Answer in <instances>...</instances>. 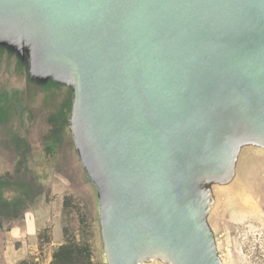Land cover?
Here are the masks:
<instances>
[{"label":"water","instance_id":"obj_1","mask_svg":"<svg viewBox=\"0 0 264 264\" xmlns=\"http://www.w3.org/2000/svg\"><path fill=\"white\" fill-rule=\"evenodd\" d=\"M0 15L31 27L42 67L78 71L115 264L145 234L208 264L188 182L226 108L264 133V0H0Z\"/></svg>","mask_w":264,"mask_h":264},{"label":"rangeland","instance_id":"obj_2","mask_svg":"<svg viewBox=\"0 0 264 264\" xmlns=\"http://www.w3.org/2000/svg\"><path fill=\"white\" fill-rule=\"evenodd\" d=\"M35 35L22 17H0V264H115L112 187L80 132L78 71L42 67ZM227 109L211 124L219 151L192 167L189 208L208 264H264V133ZM127 264L193 263L145 234Z\"/></svg>","mask_w":264,"mask_h":264}]
</instances>
